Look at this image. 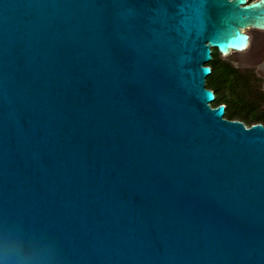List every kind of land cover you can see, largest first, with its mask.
I'll use <instances>...</instances> for the list:
<instances>
[{"label": "water", "instance_id": "water-1", "mask_svg": "<svg viewBox=\"0 0 264 264\" xmlns=\"http://www.w3.org/2000/svg\"><path fill=\"white\" fill-rule=\"evenodd\" d=\"M245 26L264 0H0V264H264V124L206 87Z\"/></svg>", "mask_w": 264, "mask_h": 264}, {"label": "flooded vegetation", "instance_id": "flooded-vegetation-1", "mask_svg": "<svg viewBox=\"0 0 264 264\" xmlns=\"http://www.w3.org/2000/svg\"><path fill=\"white\" fill-rule=\"evenodd\" d=\"M251 1L254 0H247V3ZM242 30L248 35V44L245 48L230 50L226 55L221 54L216 48L218 54L215 57L213 56V47H210L211 57L233 67L236 70L235 74L241 78L243 87L241 101L243 104L251 106L249 108L252 111L249 112H254L246 118H264V28L245 26ZM224 107L226 112L225 104Z\"/></svg>", "mask_w": 264, "mask_h": 264}, {"label": "trees", "instance_id": "trees-1", "mask_svg": "<svg viewBox=\"0 0 264 264\" xmlns=\"http://www.w3.org/2000/svg\"><path fill=\"white\" fill-rule=\"evenodd\" d=\"M207 64L212 67L209 75H214L215 79L217 80V85H215V87H213L212 85H208L206 81V87L212 89L215 93L214 103L211 105L216 106L219 104H225L227 110L230 107H233L234 104L240 102L243 97V87L241 78L235 74L236 70L225 62H218L215 59H212V61H209ZM228 83H231V85H228ZM225 115L226 112L224 114V117L228 119H240L246 125H251L256 122H262L264 124V118L248 119L242 116L228 117Z\"/></svg>", "mask_w": 264, "mask_h": 264}, {"label": "rangeland", "instance_id": "rangeland-1", "mask_svg": "<svg viewBox=\"0 0 264 264\" xmlns=\"http://www.w3.org/2000/svg\"><path fill=\"white\" fill-rule=\"evenodd\" d=\"M218 51L216 50V47H213V56H217ZM218 66V65H217ZM207 84L208 85H212L213 87H215V85H217V80L215 79L214 75H208L207 77ZM228 85H231V83H228ZM230 87V86H228ZM232 88V87H230ZM214 101L211 103L213 104ZM251 106H248L247 104H243L242 101L236 103L233 105V107H230L229 109L226 110V115L228 117H232V116H242V117H250L253 113L249 112L251 109L249 108ZM252 111V110H251Z\"/></svg>", "mask_w": 264, "mask_h": 264}]
</instances>
